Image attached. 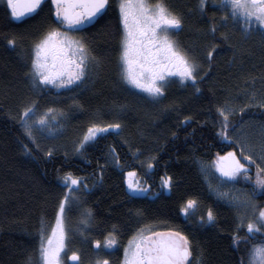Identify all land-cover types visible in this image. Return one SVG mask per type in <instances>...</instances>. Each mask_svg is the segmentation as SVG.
<instances>
[{"label":"trees","instance_id":"trees-1","mask_svg":"<svg viewBox=\"0 0 264 264\" xmlns=\"http://www.w3.org/2000/svg\"><path fill=\"white\" fill-rule=\"evenodd\" d=\"M168 2L183 18L176 40L200 65L203 78L197 81L199 92L174 78L165 96L154 101L120 78L118 7L87 32L71 34L83 36L101 61L92 82L62 92L38 91L29 76L30 62L37 40L57 27L53 12L41 7L16 20L6 1L0 0V264H25L30 255L36 259L38 229L42 221L48 234L54 228L56 209L67 191L63 183L67 174L87 184V189L78 191L76 206L70 212L66 209L65 220L69 235L64 256L75 252L83 264H95L97 259L120 264L128 242L147 228L187 236L199 264H241L242 259L248 264L250 249L264 243V232L249 234L246 226L264 208V193H254L242 178L236 181L255 199L256 210L244 220L239 208L210 192L201 168L230 150L241 157V130L253 146L261 139L256 130L264 125V107L249 105L252 93L257 104L264 98L263 32L246 34L231 19L222 21L219 6L211 3L201 13L199 0ZM213 25L218 29L215 36L210 32ZM8 39H14L16 46L11 47ZM211 45L216 51L209 63ZM33 103L38 114L49 108L66 114L64 133L49 138L34 131L33 144L20 124L23 109ZM225 106L237 109L229 117L236 126L235 133L229 128V139L218 135L217 108ZM114 123L121 128L97 135L77 151L89 127ZM25 144L30 154L25 153ZM252 166L248 172L254 175ZM129 172L135 173L133 183L146 187V192L129 190ZM165 177L172 178L170 190L162 187ZM188 200L197 201V207L193 215L185 216L181 209ZM209 209L215 217L211 223ZM84 219L87 224L81 222ZM110 233L117 245L109 249L105 244L113 238Z\"/></svg>","mask_w":264,"mask_h":264},{"label":"snow or ice","instance_id":"snow-or-ice-1","mask_svg":"<svg viewBox=\"0 0 264 264\" xmlns=\"http://www.w3.org/2000/svg\"><path fill=\"white\" fill-rule=\"evenodd\" d=\"M50 2L53 6V16L59 26L48 29L34 44L29 72L32 86L38 91L41 86L58 89L72 86L84 88L92 82L101 61L93 55L88 41L83 36L75 38L70 32H84L86 26L100 23L110 8V0H50ZM44 3L45 0H7V7L11 10L12 18L21 20L25 16L37 13ZM209 3L216 7L218 0H199V11L204 13ZM118 10L122 36L118 57L121 80L132 89L146 93L154 101H159L165 96L166 90L175 82L174 78H178L182 85L191 84L199 92L197 81L203 78L201 67L174 38L183 29V18L167 0H119ZM219 10L224 13L222 21L231 19L234 24L242 25L241 31L246 34L253 25L264 29V0H219ZM223 26L227 27V23ZM217 31L215 25L210 29L213 36ZM7 42L11 47L16 46L14 39H8ZM215 51L216 46L211 45L207 52L209 63ZM250 98L253 104L249 106L264 107V98L258 104L254 93L250 94ZM236 111L237 109L227 106L217 108V113L221 117L218 135L224 139H229L230 127L232 133L236 132V126L231 125L229 119ZM54 113L55 110L49 108L43 114H38L34 103L23 109L20 124L33 144L36 143L34 131L51 132L58 126ZM120 128L119 123L104 127L94 124L88 128L77 151L84 149L97 135L106 133L109 129ZM239 143L240 159L234 152H229L226 157H220L217 161V170L224 178L221 182L235 181L241 174L245 179H252L248 175V168L240 162L243 159L256 168L253 192L255 193L257 189L264 190V132L261 133L258 142L257 159L260 163L253 159L251 153L254 146L248 143L246 137L241 138ZM23 148L26 154H30L31 150L27 144L23 145ZM246 150L248 155H245ZM47 155L51 156L52 151L49 150ZM148 167L152 168L153 165L149 163ZM134 175L133 172L128 173L129 177ZM63 183L67 191L56 209L55 227L48 234L43 221L41 222L38 229L37 257L35 260L31 255L26 257L25 264H63L61 253L65 251L69 235L65 226L66 209L70 212L76 206L80 188L87 189L85 182L71 174L63 178ZM171 186L172 178L165 177L162 180V187L170 190ZM128 188L132 193L147 191L146 187L132 181L128 182ZM237 206L256 207L248 199L237 201ZM196 207L197 201L188 200L181 211L185 216L193 215ZM189 209L193 212L190 213ZM84 215L91 217L88 211H85ZM201 219L203 220V217ZM214 219V214L209 209L207 220L211 223ZM81 222L87 224L88 221L84 219ZM246 226L249 234L261 232L264 229V208L258 210L256 223L248 222ZM109 236L113 238L107 239L105 247L112 248L117 241L114 239V233H110ZM235 242L239 244L238 239H235ZM95 247L97 249L101 247L100 241L95 242ZM71 260L83 264L75 252L72 253ZM95 264H110V261L97 259ZM122 264H199V262L193 257L192 245L187 236L179 231L161 232L147 228L141 229L128 242L124 249ZM241 264H244L243 259ZM248 264H264V244L254 245L250 249Z\"/></svg>","mask_w":264,"mask_h":264},{"label":"rangeland","instance_id":"rangeland-1","mask_svg":"<svg viewBox=\"0 0 264 264\" xmlns=\"http://www.w3.org/2000/svg\"><path fill=\"white\" fill-rule=\"evenodd\" d=\"M5 1L7 3V0H5ZM217 6H219V0H218ZM220 13H223V12L220 11ZM239 26L242 27V25H239ZM258 30L264 33V29L260 28L258 25H253L252 28L250 29V32L258 31ZM174 38L176 39V37H174ZM75 87L76 86H72V88H75ZM41 88H51V89L56 90L57 92H62V91H67L69 89H72V88H59L58 89V88H54V87H51V86H48V87L41 86ZM54 115L56 116V123L58 124V126L54 127L51 130V132H49L47 130H45L43 132L38 131L42 135H44L45 137L56 138V137H59L61 134H63L64 131L66 130L67 115L63 114V113L61 115V112H58V111H55ZM99 126L103 127L104 125H99ZM262 132H264V125L259 127L258 131L256 130V134H259L261 136ZM243 137H246V134L243 132V130H241L240 139L243 138ZM246 139H247V141L249 140L248 137ZM229 152H234L238 159L241 158L237 154L236 150H230V151H228V152H226L224 154L218 155L213 160V162H211V163H203L201 165L202 166L201 167L202 168V172H203V175L205 176V180H206V183L208 185V188H209L210 192L215 197H217L219 200L227 203L228 205L239 208L244 213L243 219L247 220L254 213V211L256 210V207L255 208H253L252 206L238 207L237 206V201H243L245 199H248L255 205V199H254V196L251 195L250 190L248 188L238 184L236 181L238 179L242 178L243 179V183H245V184L248 183L249 185H251L254 188V180H255V175H256V168H255L254 175H252V174H250L248 172V175L252 179H245L243 174H241V176L238 177L237 180H235V181H225L224 183H222L221 181L224 180V178L221 176L220 172L217 170L216 165H217L218 159L220 157H226ZM245 153H246V155L249 154L247 150L245 151ZM258 154H259V147H258V145L257 146L254 145L253 151L251 153V155L253 156V159H257ZM240 162L244 163L246 167H247V165H249L248 166L249 171H253L254 168H252L253 166L250 164V162L244 161L243 159H241ZM257 163H260V161L258 159H257ZM134 180H135L134 177H131L129 179V181H132V182ZM256 192H257L258 195H260V194L264 193V190L257 189ZM221 193H224V195H221ZM190 210H192V209H189V211ZM254 223H256V221ZM261 232H264V229H262ZM260 244H264V243H260ZM116 245L114 247H112V248H115ZM257 245H259V244H257ZM64 254H65V251L63 253H61V256H62V259H63V264H76V263H78V262H75V261L71 260V255L72 254H69L68 256H64ZM123 258H124V256H123ZM122 262H123V260H122ZM122 262H120V264H122Z\"/></svg>","mask_w":264,"mask_h":264},{"label":"flooded vegetation","instance_id":"flooded-vegetation-1","mask_svg":"<svg viewBox=\"0 0 264 264\" xmlns=\"http://www.w3.org/2000/svg\"><path fill=\"white\" fill-rule=\"evenodd\" d=\"M167 2H168V0H167ZM113 4H114V5H113ZM118 4H119V0H110V8H109V10L106 11V14H107L109 11H113V6L118 7ZM168 4L170 5L169 2H168ZM47 6H48V7L52 10V12H53V6H52L50 0H45V3H44L41 7H47ZM37 11H38V10H37ZM106 14H105V15H106ZM28 16H29V15H28ZM25 17H27V16H25ZM25 17H23V18H25ZM23 18H22V19H23ZM54 20H55V17H54ZM55 22H56V21H55ZM56 25H57V27L59 26L57 23H56ZM95 25H96V24L86 26V30H85L84 32H70V35H71V34L74 35L75 33H85V32H87L88 30H90L91 28H93Z\"/></svg>","mask_w":264,"mask_h":264},{"label":"bare ground","instance_id":"bare-ground-1","mask_svg":"<svg viewBox=\"0 0 264 264\" xmlns=\"http://www.w3.org/2000/svg\"><path fill=\"white\" fill-rule=\"evenodd\" d=\"M244 164V163H243ZM199 263H201V262H199Z\"/></svg>","mask_w":264,"mask_h":264}]
</instances>
